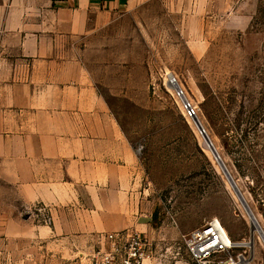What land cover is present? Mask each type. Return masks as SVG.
<instances>
[{"label": "rangeland", "instance_id": "374dc122", "mask_svg": "<svg viewBox=\"0 0 264 264\" xmlns=\"http://www.w3.org/2000/svg\"><path fill=\"white\" fill-rule=\"evenodd\" d=\"M92 26L80 54L141 159L155 254L145 264H195L182 236L214 217L264 264V0H129ZM1 173L0 264H89L72 243L29 230L50 226L33 211L51 208L17 206Z\"/></svg>", "mask_w": 264, "mask_h": 264}, {"label": "crops", "instance_id": "0c3cea01", "mask_svg": "<svg viewBox=\"0 0 264 264\" xmlns=\"http://www.w3.org/2000/svg\"><path fill=\"white\" fill-rule=\"evenodd\" d=\"M129 0H0V170L34 226L89 260L103 235L142 232L141 159L81 56L94 17ZM19 218V216H18ZM143 218H147L146 220ZM11 223V220L7 221ZM75 242V243H73ZM82 249V250H81ZM90 264V260H89Z\"/></svg>", "mask_w": 264, "mask_h": 264}, {"label": "built area", "instance_id": "2783aa9c", "mask_svg": "<svg viewBox=\"0 0 264 264\" xmlns=\"http://www.w3.org/2000/svg\"><path fill=\"white\" fill-rule=\"evenodd\" d=\"M176 83V79H172ZM178 88V86H176ZM187 115L194 117L196 110L191 103L185 105ZM34 215L51 224L50 212L39 206ZM100 248L89 256L90 264H145L155 257L152 244L144 233L137 230H121L102 236ZM182 243L195 264H252L251 254L240 250L249 245L251 239L236 241L220 218L214 217L204 225L183 234Z\"/></svg>", "mask_w": 264, "mask_h": 264}, {"label": "water", "instance_id": "95a60500", "mask_svg": "<svg viewBox=\"0 0 264 264\" xmlns=\"http://www.w3.org/2000/svg\"><path fill=\"white\" fill-rule=\"evenodd\" d=\"M199 126H200V124H199ZM206 141H207V143L211 146V151H212V153L214 154V156L216 157V159H217V160L219 159L218 161H219L221 167L223 168V170L225 171L226 175L228 176V178H229L231 184L234 186L235 190L241 195V193H240V191H239V188L237 187V185H236L235 181L233 180V177H232L231 174L229 173L227 167L225 166V164H224L223 161L221 160V157H220V155H219L217 149L213 146V143L211 142L210 138L207 137V138H206ZM247 207H248V206H247ZM248 209H249V207H248ZM249 211L253 214V212L251 211V209H249ZM253 215H254V214H253Z\"/></svg>", "mask_w": 264, "mask_h": 264}, {"label": "bare ground", "instance_id": "6f19581e", "mask_svg": "<svg viewBox=\"0 0 264 264\" xmlns=\"http://www.w3.org/2000/svg\"><path fill=\"white\" fill-rule=\"evenodd\" d=\"M174 84H175V83H174ZM174 84H173V82H172V79L170 78V85H171V86H175ZM176 86H177V85H176ZM206 146H207L208 149L211 150V146H210L208 143H206ZM218 160H219V159H218ZM252 215H253V214H251L250 218H251V220H252V223L256 225V229H257V231H258V230H260V229H259V226L257 225V222L255 221V217H253ZM255 232H256V231H255ZM252 243H253V241H252ZM252 246H253V244H252Z\"/></svg>", "mask_w": 264, "mask_h": 264}]
</instances>
